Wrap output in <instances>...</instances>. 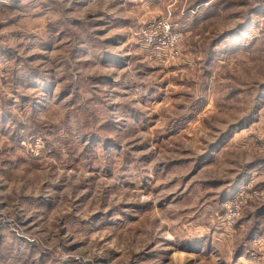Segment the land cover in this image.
<instances>
[{"label": "rangeland", "instance_id": "1", "mask_svg": "<svg viewBox=\"0 0 264 264\" xmlns=\"http://www.w3.org/2000/svg\"><path fill=\"white\" fill-rule=\"evenodd\" d=\"M0 264H264V0H0Z\"/></svg>", "mask_w": 264, "mask_h": 264}, {"label": "built area", "instance_id": "2", "mask_svg": "<svg viewBox=\"0 0 264 264\" xmlns=\"http://www.w3.org/2000/svg\"><path fill=\"white\" fill-rule=\"evenodd\" d=\"M168 28H169V25L167 23L164 24V26L162 25V30H168ZM148 33H149L148 35H145V34L143 35V37L146 38L145 39L146 41H144L145 44L149 46L165 45V41H156V33L151 32V31ZM170 45L174 47L176 45V41H170ZM224 208H225V213H224L223 223L225 224L230 221H232L233 223L234 220L240 214L241 204L237 200L226 201V203L224 204Z\"/></svg>", "mask_w": 264, "mask_h": 264}]
</instances>
